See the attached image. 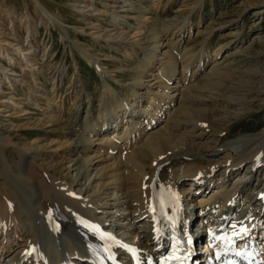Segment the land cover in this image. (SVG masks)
Here are the masks:
<instances>
[{
    "label": "bare ground",
    "instance_id": "1",
    "mask_svg": "<svg viewBox=\"0 0 264 264\" xmlns=\"http://www.w3.org/2000/svg\"><path fill=\"white\" fill-rule=\"evenodd\" d=\"M178 16H154L125 92L116 94L106 85L98 103L72 118L70 127L55 120L76 143L67 180L59 163L40 166L28 149L0 137V163L8 173L0 170V234L5 243L26 236L0 264H50L60 247L79 264H102L110 247L117 251L128 244L143 260L157 257L165 242L155 231L162 200L171 210L178 207L180 225L199 237L218 235L228 226L257 228L264 199V131L229 139L232 130L226 128L247 112L244 106L253 105L249 94H263L264 88L252 83L261 71L236 79L229 42L216 50L204 44L202 55L191 58L185 41L193 26L189 17ZM209 68V88L201 91L197 84ZM133 113L143 121L132 119ZM10 149L17 155L12 163ZM244 161L242 182H233L229 170H239ZM219 167L228 174L224 180L214 176ZM217 182L223 186L218 194L211 191ZM263 256L258 264H264ZM124 261L131 263L127 256Z\"/></svg>",
    "mask_w": 264,
    "mask_h": 264
},
{
    "label": "rangeland",
    "instance_id": "2",
    "mask_svg": "<svg viewBox=\"0 0 264 264\" xmlns=\"http://www.w3.org/2000/svg\"><path fill=\"white\" fill-rule=\"evenodd\" d=\"M154 16L189 17L193 29L185 45L191 58L202 55L204 44L216 50L229 42L226 50L234 77L261 71L252 83L264 88V0H0V137L28 149L40 166L50 169L51 163H59L67 180L76 143L55 120L60 118L70 127L72 118L98 103L106 85L116 94L126 91L132 67L138 64L139 45L146 43ZM211 72L209 68L201 75L197 84L201 91L208 90ZM139 93L142 96L144 90L139 88ZM248 101L253 105L244 106L247 112L229 122V139L264 131V91L260 96L249 94ZM118 103L120 99H115ZM131 118L143 121L142 115L133 113ZM57 129L61 132L54 135ZM10 150L7 156L12 163L17 155ZM150 161H144L147 168ZM244 162L239 170H229L233 182H242ZM219 168L214 176L226 179L228 174ZM1 169L7 176L0 163ZM212 190L218 194L223 186L217 182ZM260 220L264 223V203ZM259 230L264 233V224ZM3 236L0 258L26 239L21 234L5 243Z\"/></svg>",
    "mask_w": 264,
    "mask_h": 264
},
{
    "label": "snow or ice",
    "instance_id": "3",
    "mask_svg": "<svg viewBox=\"0 0 264 264\" xmlns=\"http://www.w3.org/2000/svg\"><path fill=\"white\" fill-rule=\"evenodd\" d=\"M237 255H239V253H237Z\"/></svg>",
    "mask_w": 264,
    "mask_h": 264
}]
</instances>
